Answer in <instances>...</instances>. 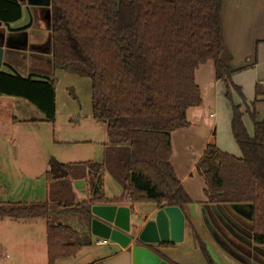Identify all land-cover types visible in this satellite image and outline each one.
<instances>
[{"label": "trees", "instance_id": "1", "mask_svg": "<svg viewBox=\"0 0 264 264\" xmlns=\"http://www.w3.org/2000/svg\"><path fill=\"white\" fill-rule=\"evenodd\" d=\"M222 0H50L52 69L90 78L92 118L106 126L108 146L103 164L62 165L67 176L47 173V201L1 203L0 219H46L48 264L75 257L91 241L72 226L51 220L74 214L89 234L91 206L152 203L183 209L191 199L170 162L171 134L188 127L186 112L202 104L197 69L211 63L215 78L226 85L231 103V131L241 151L236 157L209 143L196 170L205 181L209 204H249L255 244L264 246V120L254 109L264 85H255L256 100L247 106L241 88L231 82L234 68L222 29ZM17 0H0V22L21 18ZM4 39L0 36V46ZM0 70V96L20 97L36 107L44 121L56 116L54 82L48 75L22 76ZM242 104H234L232 93ZM245 113L253 124L247 132ZM51 161L50 164H52ZM102 168L121 186L118 198L101 195ZM89 179L92 197L76 202L72 182ZM60 222V223H59ZM194 240L209 264H215L197 232ZM168 243L164 246H173Z\"/></svg>", "mask_w": 264, "mask_h": 264}, {"label": "crops", "instance_id": "2", "mask_svg": "<svg viewBox=\"0 0 264 264\" xmlns=\"http://www.w3.org/2000/svg\"><path fill=\"white\" fill-rule=\"evenodd\" d=\"M41 1L42 0H17L22 7L21 18L8 25L0 22V36L4 39L2 43L4 48L2 65L4 63L11 65V67L22 76H28L31 74L28 73L30 66L38 67L43 72H54L49 61V55H46L48 59L46 68L40 65V57L39 59H36V61L29 63V61L27 62V55H23L28 54L26 49L21 50L20 47L13 46L12 42L15 39L20 41L24 37V44L29 45L30 47L31 45L36 44L34 42L36 27L38 29L42 28V30L50 31V14H47L50 12V4L41 5ZM222 2L223 36L226 47L231 55V65L234 68L231 82L241 88V92L245 99L244 102L247 106H250L257 98L255 94V85L257 83L264 85V0H222ZM22 35L24 36L22 37ZM9 41H11L12 44ZM47 50L48 47L44 49V51ZM40 54H34V52H31L29 53V57H37ZM198 73L202 74L201 83L198 79ZM195 80L200 87L202 104L199 107L187 110L186 119L189 123L188 127L178 129L171 134L172 154L170 162L183 189L191 199V203L182 209L186 216L184 239L180 243H176L167 248H161L160 250H157V247L150 248L154 252L159 253L163 259L171 264H195L194 260L197 264H209L196 247V242L191 231V225H193L215 264H226L219 257L221 256V253L227 256V258H231L233 261L229 262L230 264H234L233 262L238 263L239 259L236 258L234 249H232L231 254L224 249V247L227 248V246H229L230 240L227 239L226 235L218 226H216V220L213 218L209 219V216L213 215V212L212 210H207L205 208V205H209L204 194L205 181L196 170V165L203 155L205 147L209 143H214L223 152L236 157L241 156L240 148L235 142L231 131V103L226 98V85L223 81L215 78L214 69L211 63H206L197 69ZM233 94V103L242 104L238 94L234 92ZM7 98L14 99L20 97L0 96V100ZM257 99L258 101L255 102L254 109L257 113V119L261 121L264 120V95H260ZM245 109V106H243V121L245 117H249L248 114L245 113ZM33 120H35V118ZM38 120L43 122L44 116H41ZM55 121L57 122V120ZM95 121L96 120L92 118V111L91 114L84 116L80 115L75 122L76 125H72L67 130L69 131V134L75 133L82 136L80 138L64 137L61 138V140H58V142L60 144H65L66 146L72 144L89 146L93 141H97L94 138L96 137L101 144L102 156H93L91 150L81 151V149H78L79 147L77 149L67 148L60 150L59 155L61 153H63V155H60L59 158H53L55 161L53 160L52 164L48 162L49 165L51 167L55 165L62 167V165L80 162L103 164L108 146L106 126L104 125L105 127H103V129L99 127L100 130H102V133L100 134L97 127L98 125H95L94 123ZM13 122H19V120L14 119ZM44 123L47 122L44 121ZM54 123L48 124L54 125ZM244 124L247 132L248 130L251 131L253 129V127H247L245 121ZM251 125L253 126V124ZM48 172L51 171L45 172V177H47ZM100 178L102 181L101 195L107 199L120 197L122 194V188L113 179L106 168H102ZM45 180V201H47V178H45ZM72 187L76 202H81L92 197V191L87 176L82 179L74 180L72 182ZM137 204L132 205L133 220L137 216L142 217L146 215L151 217L152 214L160 208V206L158 207L152 203H146L140 207H137ZM118 205L129 206L126 201ZM243 210H246L249 214V209L244 207L242 208V215H231L234 220L239 222V224L240 221L243 222V219L248 215L243 214ZM204 213L207 216L206 222L210 221L212 226L210 229L209 226L204 227ZM201 226L205 228L207 235L202 233ZM86 236L91 242L95 239H101L91 235L90 231L89 234L86 233ZM90 245L91 244L83 246L75 257L59 260L56 264H134L128 248H122L118 244L108 240V243L106 244L97 245L105 247L104 254H93L86 250V247ZM211 246L216 249L218 248L220 252H214V249H212ZM89 248H91V246ZM236 253L241 255L238 252ZM259 256L260 254L257 252V257ZM239 258L241 260V256H239ZM82 259L84 260L82 261ZM239 263L243 264L242 262Z\"/></svg>", "mask_w": 264, "mask_h": 264}, {"label": "rangeland", "instance_id": "3", "mask_svg": "<svg viewBox=\"0 0 264 264\" xmlns=\"http://www.w3.org/2000/svg\"><path fill=\"white\" fill-rule=\"evenodd\" d=\"M50 12L47 14L49 15ZM47 15V16H48ZM50 21V20H49ZM36 44L25 45L24 35L20 41L13 40V46L26 49L28 54L27 62L36 61L40 57V65L46 68L47 56L44 49L49 47L51 40L50 31L38 29L35 30ZM11 43V41H9ZM12 44V43H11ZM40 54L30 56L29 53ZM29 57V59H28ZM10 61V59H9ZM210 65V64H209ZM207 69V68H204ZM1 71L12 72L4 65L0 67ZM25 72V70H24ZM28 73L36 75H48L54 82L55 88V108L56 116L54 125L39 121L42 113L20 98H7L0 100V202L1 203H27L43 202L46 200V180L45 172L52 171L49 165L55 161L62 149H81V151H92L93 156H102L101 144L99 139L93 141L89 146H78L75 144L66 146L60 144L61 138H80L82 135L71 133L67 130L79 116L91 114V81L90 78L68 70L56 69L54 72H43L38 67H29ZM199 82H202L201 73H198ZM234 98V94L232 93ZM35 118V120H33ZM18 119L19 122H13ZM38 120V121H37ZM247 127L252 128L251 120L244 118ZM98 125V131L101 134L104 123L94 122ZM53 124V123H51ZM82 124V123H81ZM78 126V125H77ZM100 127V128H99ZM67 133V134H65ZM253 134V129L248 130ZM96 136V135H95ZM60 144V145H59ZM49 162V163H48ZM146 203L137 204V207ZM59 220L63 224L72 226L78 231L81 237L87 239L85 220L78 215L64 214L53 215L51 220ZM46 219L33 218L27 220H14L9 217L0 219V264H48L46 247ZM202 233L207 235L203 226ZM95 240L91 242L86 250L91 253L104 254L105 247L95 245ZM195 244V242H194ZM196 247L198 248L197 244ZM214 252H220L214 248ZM264 249V247H262ZM199 253L200 249L198 248ZM238 251V250H237ZM240 252V251H238ZM241 253V252H240ZM200 255V254H199ZM222 256V257H221ZM220 259L226 264L233 261L221 253ZM240 260V258H238ZM84 259H82L83 261ZM71 261V260H68ZM195 264L197 262L194 260ZM234 264L236 262H233ZM241 264V263H236ZM244 264V261H243ZM251 264V263H250Z\"/></svg>", "mask_w": 264, "mask_h": 264}, {"label": "water", "instance_id": "4", "mask_svg": "<svg viewBox=\"0 0 264 264\" xmlns=\"http://www.w3.org/2000/svg\"><path fill=\"white\" fill-rule=\"evenodd\" d=\"M49 4L50 0L41 1V5ZM3 55L4 48L0 46V66L3 63ZM51 172L53 179L67 175V171L59 165L53 166ZM244 207L249 209L246 219L251 221L252 207L249 204L205 205L207 210L210 209L213 212L209 219L213 218L220 223L224 220H231V215H242ZM90 211L92 214L91 235L109 240L122 248H128L134 264H171L150 247H157V250H160L168 247L164 246L165 244L180 243L184 239L186 216L178 206L163 205L151 217L137 216L134 220L128 205L97 204L92 205ZM203 218L205 224L209 226L210 221L206 222L205 213ZM248 243L251 244V240ZM262 247L264 246H253V249L260 254L259 257L254 258L253 264H264V249Z\"/></svg>", "mask_w": 264, "mask_h": 264}, {"label": "flooded vegetation", "instance_id": "5", "mask_svg": "<svg viewBox=\"0 0 264 264\" xmlns=\"http://www.w3.org/2000/svg\"><path fill=\"white\" fill-rule=\"evenodd\" d=\"M243 212V214L245 215L248 214L246 210H243ZM217 222L218 221H216V226H218L219 229L226 235L227 239L230 240V243L228 242L230 248L229 246H227V248L224 247V249L229 254H231L232 249H234V254H236V258L238 259L239 256H241V260H238L239 262L243 263L244 261V264H249V262L251 261V264H253L254 258H257V251L253 249V246L260 245L255 244L253 241L252 220L249 221L248 219L244 218V223L240 221V224L237 220H233V218L231 220H224V222L221 223ZM205 226L207 227L206 224H204V227ZM209 226H211V224H209ZM191 227L196 231L195 226L191 225ZM210 228L211 227H209V229ZM249 240H251V244L248 243ZM236 252L240 253L241 255H238Z\"/></svg>", "mask_w": 264, "mask_h": 264}, {"label": "built area", "instance_id": "6", "mask_svg": "<svg viewBox=\"0 0 264 264\" xmlns=\"http://www.w3.org/2000/svg\"><path fill=\"white\" fill-rule=\"evenodd\" d=\"M108 243V240H105V239H98L95 241V244L96 245H103V244H106Z\"/></svg>", "mask_w": 264, "mask_h": 264}]
</instances>
